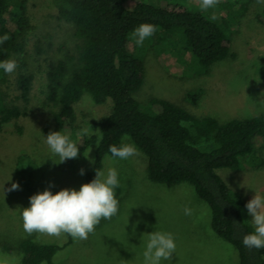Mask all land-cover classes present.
<instances>
[{
	"label": "trees",
	"instance_id": "16d2710c",
	"mask_svg": "<svg viewBox=\"0 0 264 264\" xmlns=\"http://www.w3.org/2000/svg\"><path fill=\"white\" fill-rule=\"evenodd\" d=\"M245 2L220 1L217 7L227 8V13L215 20L196 6L179 2L163 6L137 2L127 8L126 0H52L54 17L71 23L79 41L78 65L67 71L63 60L47 55L41 58L46 51L34 41L39 27L34 24L28 0H0V36H10L0 44V61L16 59L19 65L12 74L0 69V136L23 135L22 119L27 115L34 81L29 68L37 59L42 60L47 79L45 100L54 108L55 125L78 144L80 152L94 146L85 183L95 177L96 169H101L103 156L111 155L109 146H119L122 135L127 134L146 156L150 180L189 183L210 208L211 229L236 249L239 264H264V248L243 245V237L253 231L245 218L244 204L216 172L218 168L238 169L242 160L250 167L262 164L259 151L264 150V111L249 117L220 119L194 114L164 98H152L149 105H140L133 92L143 82L144 65L142 57L129 48L133 29L141 23H151L160 41L162 33L172 37L167 49L181 63L185 61L180 51H189V70L206 73L231 55L226 27L232 17L246 11ZM255 18L264 25V9ZM84 93L96 105L109 98L111 108L88 121L92 135L78 136L77 106ZM189 96L196 102L195 95ZM30 162L29 154L20 153L17 173L24 175L28 168L32 169ZM19 248L20 264H52L59 245L25 238Z\"/></svg>",
	"mask_w": 264,
	"mask_h": 264
},
{
	"label": "rangeland",
	"instance_id": "374dc122",
	"mask_svg": "<svg viewBox=\"0 0 264 264\" xmlns=\"http://www.w3.org/2000/svg\"><path fill=\"white\" fill-rule=\"evenodd\" d=\"M137 2L157 6L179 2L200 9L199 0H126V6L130 8ZM245 4L246 11L232 17L226 27V43L231 55L212 65L206 73L189 70V51H180L185 61L181 63L179 57L167 49L172 39L169 34L162 33L161 41L153 35L141 47L136 45L131 33L129 48L142 57L144 65L143 82L133 92L139 104L149 105L152 98H164L194 114H209L220 119L249 117L264 111V25L255 18L263 11L264 4L257 0H246ZM28 5L34 24L39 27L34 41L46 51L41 58L47 55L61 59L67 71L72 70L78 65L79 43L73 35L72 24L54 17L52 0H28ZM204 12L219 20L225 17L227 8L216 6ZM35 62L29 68L34 81L27 115L22 119L23 135L0 136V256L21 257L19 242L31 238L59 245L51 258L52 264H143L147 235L159 230L172 233L177 245L171 262L162 261V264H239L236 249L211 229L208 204L187 182L171 184L150 180L146 156L137 147L138 154L127 160L103 156L100 170L106 173L108 168L114 167L119 174L120 186L115 189L119 212L111 220L102 219L87 239L74 240L66 234L50 237L24 233L21 208L29 206L30 196L46 188L53 193L65 187L79 190L93 163L84 153L91 149L89 157L92 161L94 158V146L90 145L78 158L57 163L59 157L51 152L45 137L50 131H63L55 125L54 108L45 100L44 62L38 59ZM192 94L196 102L191 101L189 95ZM110 108L109 98L96 105L89 94L84 93L77 106L78 130L90 129L88 121L105 115ZM124 137L130 136L122 135L120 145L132 143ZM20 153L29 154L31 159L32 169L28 168L24 175L16 171ZM259 154L263 162L258 167H250L242 160L238 169H216L244 204L245 218L253 230L246 203L255 195V190L264 194V150ZM81 168L85 170L83 175ZM13 182H18L19 190H8ZM186 207L191 210L190 215H185Z\"/></svg>",
	"mask_w": 264,
	"mask_h": 264
},
{
	"label": "clouds",
	"instance_id": "9594fccd",
	"mask_svg": "<svg viewBox=\"0 0 264 264\" xmlns=\"http://www.w3.org/2000/svg\"><path fill=\"white\" fill-rule=\"evenodd\" d=\"M220 0H199L201 10L215 8ZM264 4V0H257ZM212 19H216L215 16ZM157 31L151 23H141L132 31V37L138 46H143L146 39L152 37ZM5 33L0 36V44L9 40ZM16 59L0 61V69L6 74H12L18 67ZM92 135L89 128H83L78 136ZM102 139V137L100 138ZM130 140L131 137H124ZM45 142L51 152L59 157L57 163H63L68 159H76L80 154L78 144L69 135L61 131H50L45 137ZM99 146V140L96 142ZM91 149L84 153L89 158ZM108 151L111 157L127 160L138 154L134 143H122L119 146L110 145ZM80 169V174H84ZM11 179V177H10ZM9 179V180H10ZM120 186L119 174L112 167L107 172L96 169L95 177L76 188H62L53 193L50 188L37 192L30 196V204L21 208L23 231L27 235L34 233L50 237L69 235L74 240L87 239L95 232L96 226L101 220H111L119 212V200L116 198L115 189ZM18 182H13L9 191L19 190ZM248 213L251 215V223L254 230L243 237V245L249 249L264 248V194L255 190V195L246 203ZM185 215H190L191 210L185 208ZM176 240L172 233L166 231H153L148 233L145 250L143 251V264H162V261L172 260V254L176 252ZM20 257L0 256V264H20Z\"/></svg>",
	"mask_w": 264,
	"mask_h": 264
}]
</instances>
